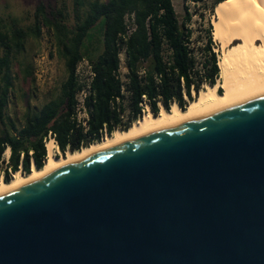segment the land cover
<instances>
[{
  "label": "water",
  "instance_id": "obj_1",
  "mask_svg": "<svg viewBox=\"0 0 264 264\" xmlns=\"http://www.w3.org/2000/svg\"><path fill=\"white\" fill-rule=\"evenodd\" d=\"M0 264H264V93L0 191Z\"/></svg>",
  "mask_w": 264,
  "mask_h": 264
},
{
  "label": "trees",
  "instance_id": "obj_2",
  "mask_svg": "<svg viewBox=\"0 0 264 264\" xmlns=\"http://www.w3.org/2000/svg\"><path fill=\"white\" fill-rule=\"evenodd\" d=\"M201 1L183 0L193 4ZM220 1L223 0L212 1L213 9ZM71 3V26L63 22V5L61 9L45 12L42 3L34 6L32 20L27 25L21 26L15 19L8 24L0 20V179L3 181H8L17 170L27 173L32 165L37 169L43 166L47 156L43 139L48 131L54 134L61 154L79 150L101 141L115 129H127L140 118L142 107L138 103L142 95L154 114L160 105L168 109L175 103L183 108L204 84H214L219 76L211 20L197 13L200 21L195 30L185 4L179 18L172 0H71ZM129 13L133 15L134 28L123 39L124 15ZM43 27L52 31L66 77L57 96L38 107L26 101L16 121L6 112L17 77L12 71L13 64L18 66L22 80L31 76L29 63L20 56L26 39L37 38ZM122 46L125 82L118 76V53ZM82 57L90 63L93 73L90 93L84 101L88 114L86 128L72 118L74 93L78 88L74 67ZM140 69H143L141 74ZM5 148L9 149L6 161Z\"/></svg>",
  "mask_w": 264,
  "mask_h": 264
},
{
  "label": "bare ground",
  "instance_id": "obj_3",
  "mask_svg": "<svg viewBox=\"0 0 264 264\" xmlns=\"http://www.w3.org/2000/svg\"><path fill=\"white\" fill-rule=\"evenodd\" d=\"M211 24L212 39L218 45L217 82L204 84L183 108L172 103L168 109L160 105L156 114L147 109L127 129L115 130L101 141L68 151L65 156H56L52 141L46 140L47 156L43 166L38 169L33 166L27 173L17 170L8 181L1 179L0 191L146 130L264 93V0L220 1L215 6ZM8 153L9 149L5 148L4 156Z\"/></svg>",
  "mask_w": 264,
  "mask_h": 264
},
{
  "label": "rangeland",
  "instance_id": "obj_4",
  "mask_svg": "<svg viewBox=\"0 0 264 264\" xmlns=\"http://www.w3.org/2000/svg\"><path fill=\"white\" fill-rule=\"evenodd\" d=\"M212 1L213 0H202L199 3L193 4L191 2L184 3L183 0H172V4L179 18H181L183 14V7L185 4L192 15V27L196 30L197 24L200 21L197 13H203L205 17L212 20L215 9V7L213 9ZM37 3H42L44 5L45 12L61 9L63 5V22L67 26L72 25L71 0H0V20L8 24L11 19H15L19 25H27L32 20V11ZM196 33L195 31L194 35ZM197 45H200V42H198ZM212 47L218 55V45L214 40ZM20 59L29 63L31 76L26 80H22V75L19 74L18 66L13 64L12 71L17 77L14 80V93L8 100L6 112L14 117L16 121H18L23 112L26 101L30 105L38 107L48 99L57 96L59 94L60 83L66 77V70L56 51L55 40L50 29L43 27L37 38L28 37L25 41V49ZM121 72H125L123 63H121ZM218 78L219 76H217L216 82ZM220 91H222L221 88ZM67 152L68 151H65L63 154L59 152L60 154L56 153L55 155L62 157L65 156ZM7 157L8 156H4L3 154L4 160L5 158L7 159Z\"/></svg>",
  "mask_w": 264,
  "mask_h": 264
},
{
  "label": "built area",
  "instance_id": "obj_5",
  "mask_svg": "<svg viewBox=\"0 0 264 264\" xmlns=\"http://www.w3.org/2000/svg\"><path fill=\"white\" fill-rule=\"evenodd\" d=\"M124 23H125V32L122 35V38L124 39L134 28L133 24V15L132 13L125 14L124 15ZM118 59H119V67H118V76L120 77V80L125 82L127 79L125 77V72H121V63L124 65V48L123 46L121 47L119 53H118ZM125 68V67H124ZM126 71V70H125ZM143 72V69L139 70V73L141 74ZM92 70H91V65L90 63L86 60V58L82 57L80 58L74 67V76L75 80L77 83L78 88L76 89L74 93V109H73V114L72 118L75 120L76 123L81 124L83 128H86V121H87V108L85 106V98L89 95L90 90H89V83L92 78ZM116 101H118L117 98H115ZM141 109V114L144 112V110H147L148 107L145 103V98L142 95L141 96V102L138 103ZM106 134L104 133V136ZM51 140L53 145H52V150L53 153H59V150L55 144L54 140V134L50 131L47 132L46 137L43 139L44 143L45 141ZM60 154V153H59ZM6 161V158H5Z\"/></svg>",
  "mask_w": 264,
  "mask_h": 264
}]
</instances>
